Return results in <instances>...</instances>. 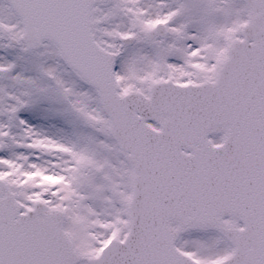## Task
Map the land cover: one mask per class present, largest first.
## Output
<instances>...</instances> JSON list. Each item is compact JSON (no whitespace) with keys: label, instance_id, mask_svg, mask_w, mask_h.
I'll list each match as a JSON object with an SVG mask.
<instances>
[{"label":"snow or ice","instance_id":"snow-or-ice-1","mask_svg":"<svg viewBox=\"0 0 264 264\" xmlns=\"http://www.w3.org/2000/svg\"><path fill=\"white\" fill-rule=\"evenodd\" d=\"M0 264H264V0H0Z\"/></svg>","mask_w":264,"mask_h":264}]
</instances>
